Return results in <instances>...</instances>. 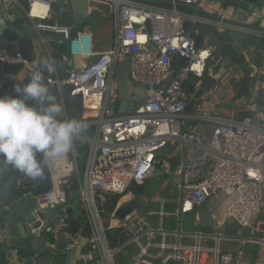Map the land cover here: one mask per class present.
Returning <instances> with one entry per match:
<instances>
[{
    "label": "built area",
    "instance_id": "2783aa9c",
    "mask_svg": "<svg viewBox=\"0 0 264 264\" xmlns=\"http://www.w3.org/2000/svg\"><path fill=\"white\" fill-rule=\"evenodd\" d=\"M83 1L109 6V44L96 41L86 21L68 43L64 76L44 81L51 92L54 87L72 88L70 97L80 100L77 118L92 131L76 137L68 154L44 160L51 188L36 198L37 208L62 212L70 203L68 191L74 184L78 186L82 224L71 243L79 238L87 221L91 237L79 251L83 262L264 264V53L240 47L252 69L248 93L240 92L243 75L234 65L221 76H212L214 84L207 97L189 114L186 108L191 96L184 88L188 84L192 90L199 88L202 79L211 74L206 63L214 55L211 43L195 48L198 33L185 23L213 28L220 35L263 41L264 27L256 25L252 14L243 23H237L231 12L221 10L213 15L205 0ZM53 2L0 0V9L5 14L16 9L36 31L59 33L67 40L69 29L40 25L58 16L51 12ZM180 7L203 10L206 17L181 12ZM86 14L88 20L91 12ZM102 43L103 47L96 48ZM127 57L131 63L130 94L134 98L143 95L144 101L129 102L120 114L114 76ZM0 62L22 63L19 54L11 58L4 53ZM186 122L202 125L203 132ZM75 142L88 145L82 171ZM170 147L173 151L168 155L165 151ZM170 159L177 162L173 170ZM65 168L68 176L61 175ZM157 171L163 176H157ZM148 181L160 188L130 193V187ZM168 185L174 189V200L159 193ZM108 197L118 198L110 212L105 209ZM131 202L137 206L118 217L116 212ZM168 206H174L171 212L166 211ZM203 211L209 213L210 226L184 230V218L195 215L197 219ZM68 218L63 215V227H67ZM246 228L249 234L242 236ZM113 232L124 237L111 246L108 234ZM7 241L0 222V246H8Z\"/></svg>",
    "mask_w": 264,
    "mask_h": 264
},
{
    "label": "water",
    "instance_id": "95a60500",
    "mask_svg": "<svg viewBox=\"0 0 264 264\" xmlns=\"http://www.w3.org/2000/svg\"><path fill=\"white\" fill-rule=\"evenodd\" d=\"M219 5L222 11L231 12L235 15L237 23H243L251 11L249 0H206ZM27 8V3H22ZM192 9V8H190ZM108 15L109 6L99 3H86L83 0H55L51 5V12L62 16L59 21L41 22L40 25L49 28H67L68 39H63L59 33L48 30L36 31L27 21L22 20L18 25H9L7 22L0 23V56L2 53L11 58L19 54L22 63L10 65L0 62V96L15 95L13 85L26 80L28 75L36 71L41 59H46L49 64L43 70L44 80L62 78L68 68L69 56L67 46L87 21V12ZM38 22H34V25ZM185 27L196 30L198 36L195 40V48L200 49L205 43H211L214 47V55L206 63L211 74H207L196 90H189L191 99L186 108V113H191L194 106L207 97V93L214 84L212 76H221L229 65H234L242 73V87L247 88L249 75L252 69L245 63L240 47H252L264 53V41L250 36H239L238 34L220 35L213 28L204 25L185 23ZM64 58L66 60H64ZM177 64L173 65V70ZM131 63L129 57L121 62L114 76L116 91L120 98L118 112L124 114L129 102L143 103L144 96L134 98L130 94L131 83L128 78ZM264 71V68L262 69ZM27 82V81H25ZM70 86L54 87L52 94L55 95L57 103L62 106L61 119L67 120L79 118L68 116V108L72 105ZM264 107V103L261 104ZM188 127L196 126V122H186ZM197 131L202 133L204 127L197 125ZM173 148H168L165 153L170 155ZM160 152V151H159ZM158 152V153H159ZM157 153V154H158ZM41 159L42 158H38ZM170 169L173 170L177 164L175 159L169 160ZM45 162L42 160V174ZM157 176L162 177L160 171ZM156 181V180H155ZM151 182L144 185H133L130 193L135 195L143 193ZM51 184L43 180L42 175L36 178L28 177L19 171L5 166L0 161V222L3 224L8 237L14 242L11 247H4L0 252V264H95L83 262L79 259V251L85 245V240L91 237L89 223L84 222L79 238L71 243L72 232L68 226L61 225L63 215L77 221L80 218L78 200L74 198L62 212L53 210L42 211L37 208L36 198L50 191ZM78 186H75L72 195L76 196ZM99 203H97L98 205ZM137 206L131 202L122 206L117 212L118 217L123 216ZM211 219L207 211L198 214L195 225L199 228L210 226ZM249 229H243L242 236H248ZM72 247L68 249L69 245ZM15 251L16 253H14ZM125 261L128 260L127 252H124ZM154 264H158L155 262ZM168 264H175L169 262Z\"/></svg>",
    "mask_w": 264,
    "mask_h": 264
},
{
    "label": "clouds",
    "instance_id": "9594fccd",
    "mask_svg": "<svg viewBox=\"0 0 264 264\" xmlns=\"http://www.w3.org/2000/svg\"><path fill=\"white\" fill-rule=\"evenodd\" d=\"M48 64L41 59L36 71L13 85L15 95L0 96V161L31 178L42 175V160L68 154L87 129L82 121L60 118L62 106L44 81Z\"/></svg>",
    "mask_w": 264,
    "mask_h": 264
},
{
    "label": "crops",
    "instance_id": "0c3cea01",
    "mask_svg": "<svg viewBox=\"0 0 264 264\" xmlns=\"http://www.w3.org/2000/svg\"><path fill=\"white\" fill-rule=\"evenodd\" d=\"M249 1H251V4H252L251 5V9L257 10V11H253V12L251 11V13H250L253 16H255L254 19L256 21V25L259 24L260 26H263L264 27V0H249ZM204 5H206V7L208 9H210L212 12H215L213 15H215L217 12L221 11V8L216 3H213V2L207 3L206 0H205ZM181 8H183V7H180L179 10L181 12H184V13H188V14H198V15L204 14L202 12L203 10H198V9H193V8L190 9L189 8V9H185L184 11H182ZM6 14L8 15V18L6 17ZM6 14L3 12L2 9H0V23L7 22L9 25H18V23L20 21H22V18H21L22 14H21V12H19L16 9L15 10H11V11L7 12ZM52 20L57 21L59 19H57L55 16H53ZM207 28H209V27H207ZM104 29L105 30H109L108 28H103L102 27V28H99V33L101 32V30H104ZM93 32H95V31H93ZM94 36H95V33H94ZM95 40L96 41L98 40L96 36H95ZM102 40L103 39H101L99 41H102ZM96 48H100L98 44H96ZM248 91H249L248 89H246V91H245L244 90V87H241V89H240V92L241 93H248ZM66 114L68 116H72V117L75 116V117H77L78 111L77 110H74V109L69 110V108H68ZM166 189H167V191H165ZM159 193L161 194L162 197H164V198H166L168 200H174L176 198V197L175 198L173 197V196H176V195H175L174 189L170 185H168L166 188H164L163 190H161ZM193 218H194V224H195V222H196L195 215H193ZM79 219H81V217ZM5 233H6V236L8 238V241H7V245L8 246H6V247H11L14 242L8 237L6 230H5ZM3 249H4V247L0 246V252ZM123 259H124V257H123Z\"/></svg>",
    "mask_w": 264,
    "mask_h": 264
},
{
    "label": "trees",
    "instance_id": "16d2710c",
    "mask_svg": "<svg viewBox=\"0 0 264 264\" xmlns=\"http://www.w3.org/2000/svg\"><path fill=\"white\" fill-rule=\"evenodd\" d=\"M150 4H153V5H156V6H163V4L161 3H154V2H150ZM180 9V8H179ZM185 9H189L187 7H183L181 8L182 11H184ZM202 16H205L202 14ZM206 17V16H205ZM191 85L188 84V85H185L184 88L187 92H189V90L191 89ZM77 110L78 113H79V110H80V100L78 98L76 99H73L72 100V105L69 107V110ZM78 116V115H77ZM87 129L89 131H87ZM86 131L84 133H88V132H91L92 129L90 127H87ZM75 146V149L76 151L78 152V159H77V164L80 168V170L82 171L83 168H84V164H85V161H86V157H87V152H88V145L84 142H75L74 144ZM39 158H42L38 155ZM37 157V158H38ZM42 178L43 180L47 181V175H46V172H44L42 174ZM75 187V184L71 187V190L68 191V197H69V202H72L74 200V198H76V196H73L72 195V191ZM118 198L117 197H108V201L107 203L105 204V209L107 211H112L116 202H117ZM66 224L68 226V231L69 232H72V233H77L80 229V225L82 224V219H79L77 221H73L71 220V218H68L67 221H66ZM123 235L122 234H118V233H109L108 234V238H109V241H110V245L111 246H114L115 243H116V240H119L121 241L123 239Z\"/></svg>",
    "mask_w": 264,
    "mask_h": 264
},
{
    "label": "rangeland",
    "instance_id": "374dc122",
    "mask_svg": "<svg viewBox=\"0 0 264 264\" xmlns=\"http://www.w3.org/2000/svg\"><path fill=\"white\" fill-rule=\"evenodd\" d=\"M134 1V0H131ZM57 19L59 18L58 16H55ZM102 22H104V25L102 24ZM111 22V17L109 15H102L99 13H91L89 19L87 20V25H90L92 27V31H95V36L97 37L98 40L103 39L102 41L105 44H109V37H110V32L109 30H101V32L99 33V28H109ZM107 32V33H106ZM104 44H99V47H103ZM246 89L248 88H244V90L246 91ZM207 127H209L207 125ZM87 131H89L87 129ZM160 188V184L156 183V182H151L146 189H159ZM169 189V188H168ZM167 191V189L165 190ZM166 193V192H165ZM174 198L176 196H173ZM174 206H168L166 208V211L171 212L173 210ZM198 228L197 226H195L194 224V218L193 215H188L184 218V230H191V229H195Z\"/></svg>",
    "mask_w": 264,
    "mask_h": 264
},
{
    "label": "bare ground",
    "instance_id": "6f19581e",
    "mask_svg": "<svg viewBox=\"0 0 264 264\" xmlns=\"http://www.w3.org/2000/svg\"><path fill=\"white\" fill-rule=\"evenodd\" d=\"M38 158H39V157H38ZM67 173H68V168H65L61 175H62V176H68ZM59 175H60V174H57V175H56V180L59 178V177H58ZM68 198H69V197H68Z\"/></svg>",
    "mask_w": 264,
    "mask_h": 264
}]
</instances>
